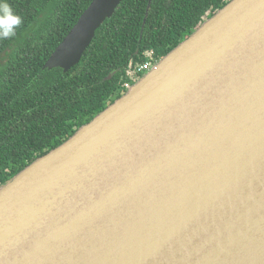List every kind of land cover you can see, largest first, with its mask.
<instances>
[{
	"label": "water",
	"instance_id": "1",
	"mask_svg": "<svg viewBox=\"0 0 264 264\" xmlns=\"http://www.w3.org/2000/svg\"><path fill=\"white\" fill-rule=\"evenodd\" d=\"M121 1L92 0L42 69ZM0 264H264V0H229L1 185Z\"/></svg>",
	"mask_w": 264,
	"mask_h": 264
},
{
	"label": "trees",
	"instance_id": "2",
	"mask_svg": "<svg viewBox=\"0 0 264 264\" xmlns=\"http://www.w3.org/2000/svg\"><path fill=\"white\" fill-rule=\"evenodd\" d=\"M91 1L8 0L23 23L0 41V186L121 97L148 52L156 63L229 0H122L76 65L42 69Z\"/></svg>",
	"mask_w": 264,
	"mask_h": 264
},
{
	"label": "clouds",
	"instance_id": "3",
	"mask_svg": "<svg viewBox=\"0 0 264 264\" xmlns=\"http://www.w3.org/2000/svg\"><path fill=\"white\" fill-rule=\"evenodd\" d=\"M22 23V16L14 11L8 0H0V41L14 38Z\"/></svg>",
	"mask_w": 264,
	"mask_h": 264
},
{
	"label": "built area",
	"instance_id": "4",
	"mask_svg": "<svg viewBox=\"0 0 264 264\" xmlns=\"http://www.w3.org/2000/svg\"><path fill=\"white\" fill-rule=\"evenodd\" d=\"M146 60L144 61V63L138 65L135 67V70H131V71H128V76L130 79L134 80H137V75L139 74H143L145 72H147L148 70H150L153 66H154V62H153V58H154V54L153 52H148L146 54ZM131 86V83L129 82H125L123 87H125L126 89L129 88Z\"/></svg>",
	"mask_w": 264,
	"mask_h": 264
},
{
	"label": "flooded vegetation",
	"instance_id": "5",
	"mask_svg": "<svg viewBox=\"0 0 264 264\" xmlns=\"http://www.w3.org/2000/svg\"><path fill=\"white\" fill-rule=\"evenodd\" d=\"M208 11L205 12V15L202 17V21L205 20L208 17Z\"/></svg>",
	"mask_w": 264,
	"mask_h": 264
},
{
	"label": "rangeland",
	"instance_id": "6",
	"mask_svg": "<svg viewBox=\"0 0 264 264\" xmlns=\"http://www.w3.org/2000/svg\"><path fill=\"white\" fill-rule=\"evenodd\" d=\"M142 74V73H141ZM144 74V73H143ZM132 80V79H131ZM129 83H131V81H129ZM131 84H133V83H131ZM124 85V84H123ZM125 88V87H124ZM126 89V88H125ZM127 90V89H126ZM126 92V91H125ZM122 96V95H121Z\"/></svg>",
	"mask_w": 264,
	"mask_h": 264
}]
</instances>
